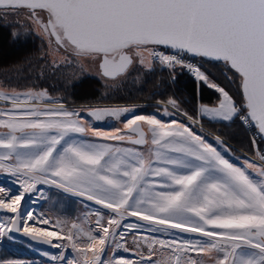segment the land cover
Listing matches in <instances>:
<instances>
[{"label":"snow or ice","instance_id":"6c2138e0","mask_svg":"<svg viewBox=\"0 0 264 264\" xmlns=\"http://www.w3.org/2000/svg\"><path fill=\"white\" fill-rule=\"evenodd\" d=\"M21 12L63 63L91 58L113 85L147 54L149 71L186 68L218 98L196 117L171 97L152 114L85 113L47 89H0V246L49 245L61 251L41 254L55 264H264V152L232 158L220 136L202 134L204 119L238 118L264 139V0H0V18ZM186 57L223 62L243 104ZM108 117L123 128L92 123ZM42 186L82 198L94 225L38 213Z\"/></svg>","mask_w":264,"mask_h":264},{"label":"rangeland","instance_id":"374dc122","mask_svg":"<svg viewBox=\"0 0 264 264\" xmlns=\"http://www.w3.org/2000/svg\"><path fill=\"white\" fill-rule=\"evenodd\" d=\"M0 23L4 26H7L8 29L13 33H18L17 37H24L26 35H31L38 38L42 44V50L38 57L33 58L27 61L24 65L15 67L14 69L9 70H0V89L5 91L10 90L12 87L18 89H27L35 87L37 89H47L53 98H57L58 100L62 101L63 92L66 88L73 86L74 84L78 83L81 79L85 77H90L96 79L99 84L101 85V95L100 98L91 104H84V105H71L66 104L70 107H75L76 109H83L86 113L87 106H104V105H115V106H122V105H136L138 109V114H152L157 113L158 110H153L149 113H145L144 110L147 105L153 104L157 106V102H140V103H111L109 102V96L113 93V91L121 86L125 81L129 79V77L133 74L139 73L141 70H148V58L147 54H145V64L140 65L136 64V66L128 73L126 78L119 80L115 85L112 84L111 81H108L107 78H102L98 72L97 65L93 62L91 58H82L78 56L70 57V63H63L64 55L63 49H60L59 52L56 50V46L54 43L50 46L48 38L44 35L37 26H34L31 22L26 21V18L21 12L19 15H10L7 17L0 18ZM15 37V38H17ZM60 61V65L57 68H53V61ZM222 66H224L223 62ZM156 66H153V68ZM152 68V69H153ZM107 81V82H106ZM239 81V79H238ZM205 86L202 82L196 83V87L199 88ZM212 90V89H211ZM216 98H218V93L212 90ZM63 102V101H62ZM217 102H213L209 106H214ZM3 102L0 101V105ZM200 104L197 105V110ZM163 110V105H161L160 111ZM169 110L171 111V106H169ZM177 119H181L180 116L176 117ZM210 122L208 119H204ZM238 121V118H237ZM87 120H85V124H87ZM187 123V121H185ZM98 127H102L103 129H111L113 127L123 128V124L115 120V118L108 117L104 122H96L92 121ZM239 123V122H238ZM197 130L201 131L199 126H197ZM202 134L206 135L208 139L215 143V137L217 135L207 132L206 129L203 127ZM227 145V144H226ZM254 150L252 147V153H245L241 152L240 155H237L231 151V157H239L241 160L243 159H255L257 158L254 156ZM258 161V160H257ZM46 188V196L49 197L48 199L42 200L39 204H37L36 210L38 213L47 214L53 221L56 220L57 217H66L69 222L76 220L77 222L87 219L88 223L85 224V227L89 226V224H93L95 222L94 215H88L87 209L84 208V205L79 201L82 198H75V197H68L58 192L56 189H48L47 186H42ZM59 199H62L63 202H71L74 205V213L69 218L65 211V204L60 203ZM90 203V202H88ZM134 220L135 218H131ZM129 242H131V237H129ZM53 248V247H52ZM10 256L5 255V251ZM61 249H56V254H58ZM55 254V255H56ZM67 254L69 256H74L75 254L72 253L71 249L67 250ZM122 256H130L134 257L132 253H119ZM30 257V258H28ZM23 261L25 264H55V262L38 255L35 252V247H29L26 244L22 243H5L3 246H0V262H4L7 264L8 261Z\"/></svg>","mask_w":264,"mask_h":264},{"label":"trees","instance_id":"16d2710c","mask_svg":"<svg viewBox=\"0 0 264 264\" xmlns=\"http://www.w3.org/2000/svg\"><path fill=\"white\" fill-rule=\"evenodd\" d=\"M41 50L42 44L38 38L31 35L14 38L8 27L0 23V70L22 66L27 61L38 57ZM196 60L203 70L230 92L238 105L243 104L238 77L234 80L226 78L229 75L236 77L235 73L228 71L225 66H222V63ZM100 95L101 85L99 82L94 78L85 77L64 90L62 101L71 105L91 104L95 103ZM170 97L174 98L180 108L193 117H195L198 104L211 105L217 99L211 89L201 86L198 90L193 80L156 66L150 71L141 70L137 75H131L127 81L113 91L109 96V102L119 104L153 103L167 101ZM153 110H158L157 106L149 104L144 112L149 113ZM202 124L207 132L220 136L230 146L233 153L237 155H240L241 152L252 153L249 136L238 123L237 118L230 123L203 120ZM59 202L65 204L63 211L71 218L74 213V205L70 201L65 203L62 199H59ZM3 251H5V255L10 256L7 250Z\"/></svg>","mask_w":264,"mask_h":264},{"label":"built area","instance_id":"2783aa9c","mask_svg":"<svg viewBox=\"0 0 264 264\" xmlns=\"http://www.w3.org/2000/svg\"><path fill=\"white\" fill-rule=\"evenodd\" d=\"M159 50H160V51H164V52H170V51H171V50H169V49H163V48H159ZM186 59H189V60H190L192 63H194V64H197V63H198L197 60H196V59H198V58L186 57ZM154 66H157V67H159L160 69H163V70H166V71L176 72V73H178V74H181V75H183V76H186L187 78L193 80V81H194L195 83H197V84L199 83V82L195 79L194 75H193L192 73H190L186 68H181L180 66H177V67L175 68V70H172V69H170V68H168V67H166V66H162V65H160L158 61L156 62V64H155ZM238 122H239V124L243 127V129L246 131V133L248 134L249 139H250V142H251V145H252L253 150H254V155H253V157L255 156V157L257 158V160H258V156H257V147L259 148V150H260L261 152H264V142H263V140L260 138V135L258 134V131H257V129H256L255 127H251V128L246 127V126H244V125L241 124V122H240L239 119H238ZM253 138H255L256 141H257V146H256V147L253 146V143H252Z\"/></svg>","mask_w":264,"mask_h":264},{"label":"water","instance_id":"95a60500","mask_svg":"<svg viewBox=\"0 0 264 264\" xmlns=\"http://www.w3.org/2000/svg\"><path fill=\"white\" fill-rule=\"evenodd\" d=\"M159 48H163V49H166V48H164L163 46H159ZM170 50V49H169ZM192 58H198V59H202V60H205V61H210V60H207L206 58H199V57H192ZM210 62H217V61H210ZM234 73V72H233ZM241 92V91H240ZM241 96H242V93H241ZM242 99H243V97H242ZM257 131H258V129H257ZM263 140V142H264V139H262ZM34 247H38L39 249H43L44 251H47V252H53V249L51 248V246H49V245H43V244H34L33 245Z\"/></svg>","mask_w":264,"mask_h":264},{"label":"bare ground","instance_id":"6f19581e","mask_svg":"<svg viewBox=\"0 0 264 264\" xmlns=\"http://www.w3.org/2000/svg\"><path fill=\"white\" fill-rule=\"evenodd\" d=\"M46 246H47V245H46ZM51 248H52V247H51ZM52 249H53V252H50V254H51V255H55V254H56V248H52ZM35 252H36L38 255H40V256H42V257H45V258L51 260L50 257H48V256H43V255L41 254V249H39L38 247H35ZM48 253H49V252H48Z\"/></svg>","mask_w":264,"mask_h":264}]
</instances>
